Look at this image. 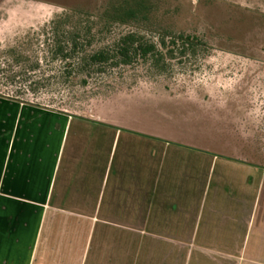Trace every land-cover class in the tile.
<instances>
[{
    "label": "crops",
    "instance_id": "1",
    "mask_svg": "<svg viewBox=\"0 0 264 264\" xmlns=\"http://www.w3.org/2000/svg\"><path fill=\"white\" fill-rule=\"evenodd\" d=\"M0 264H264V170L0 97Z\"/></svg>",
    "mask_w": 264,
    "mask_h": 264
},
{
    "label": "rangeland",
    "instance_id": "2",
    "mask_svg": "<svg viewBox=\"0 0 264 264\" xmlns=\"http://www.w3.org/2000/svg\"><path fill=\"white\" fill-rule=\"evenodd\" d=\"M125 1L133 0H0V96L194 143L264 170V0H144L148 22L114 33L155 42L197 37L202 45L195 53L177 54L162 74L136 63L85 88L9 85L2 71L10 50L56 74L42 30L59 16L94 18Z\"/></svg>",
    "mask_w": 264,
    "mask_h": 264
},
{
    "label": "trees",
    "instance_id": "3",
    "mask_svg": "<svg viewBox=\"0 0 264 264\" xmlns=\"http://www.w3.org/2000/svg\"><path fill=\"white\" fill-rule=\"evenodd\" d=\"M146 11L144 0H133L113 6L94 18L84 19L77 14L59 16L41 32L46 55L51 60L49 66H56L57 73L49 76L40 60H30L19 49L8 52L2 73L9 85H20V88H46L52 83L85 88L92 79L103 78L136 63L150 64L154 70L165 73L172 68L177 54L186 57L188 52L195 53L202 45L192 36H163L155 42L135 32L121 36L114 33L116 28H139L147 23Z\"/></svg>",
    "mask_w": 264,
    "mask_h": 264
}]
</instances>
